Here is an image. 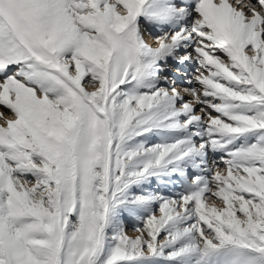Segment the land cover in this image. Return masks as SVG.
<instances>
[{"label": "snow or ice", "instance_id": "obj_1", "mask_svg": "<svg viewBox=\"0 0 264 264\" xmlns=\"http://www.w3.org/2000/svg\"><path fill=\"white\" fill-rule=\"evenodd\" d=\"M0 108V264H264V0H0Z\"/></svg>", "mask_w": 264, "mask_h": 264}, {"label": "rangeland", "instance_id": "obj_2", "mask_svg": "<svg viewBox=\"0 0 264 264\" xmlns=\"http://www.w3.org/2000/svg\"><path fill=\"white\" fill-rule=\"evenodd\" d=\"M145 39H146V41H147L149 44H153V35H152V34H146ZM176 68H180L181 73H185V72H187V73H191V71H192L191 67L184 68V66L174 64V65H173L171 68H169V70H168L169 73H170L173 77H176V75H177V74H176ZM183 79H184V77L177 78L176 83H177L178 85H181V86H182ZM3 110H4V109L0 108V111H3ZM127 231H128V234H129L130 236L135 235L134 231L132 230V225H131V223L128 224V226H127Z\"/></svg>", "mask_w": 264, "mask_h": 264}]
</instances>
